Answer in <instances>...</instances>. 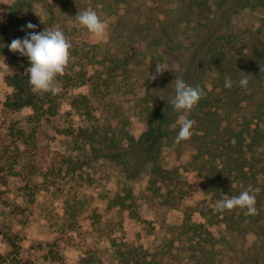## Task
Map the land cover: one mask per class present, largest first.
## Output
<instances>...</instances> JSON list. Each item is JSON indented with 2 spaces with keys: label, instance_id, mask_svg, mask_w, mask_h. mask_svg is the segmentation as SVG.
<instances>
[{
  "label": "rangeland",
  "instance_id": "1",
  "mask_svg": "<svg viewBox=\"0 0 264 264\" xmlns=\"http://www.w3.org/2000/svg\"><path fill=\"white\" fill-rule=\"evenodd\" d=\"M16 1L0 0V256L10 254L12 247L6 236H12L21 247L17 255L21 264H216L220 259L224 264H255L263 257L258 252L256 231H250L243 244H233L224 223L211 226L201 214L202 210H212L208 216L214 223L222 218L212 207L218 199L204 173L197 170L199 141L208 140L202 132L195 131L202 139L192 136L182 145L162 138L157 161L144 165L134 176L128 173V169L135 170L132 160L123 157L122 149L148 131L150 104L163 92L164 82L173 77L171 67L177 63V56L170 51L155 56L151 50L150 71L136 73L135 42L140 38L134 34V41H129L126 30L122 36H118L120 32L111 36L117 21L113 13L109 14L113 2L110 8L103 4L87 6L108 24L104 41H97L77 25L78 12L74 13L73 5L62 13L64 18L72 11L67 23L49 26L45 0H30L16 24L4 29ZM159 1L175 14L182 9L181 0ZM209 1L215 15L210 31L220 32L223 22L216 13L219 0ZM132 2L134 6L141 4L144 13L157 5L152 0ZM126 7L121 4L120 11ZM144 20L143 16L140 21ZM28 23L36 25L37 33L46 28L71 32V50L77 52L76 58L71 54L64 75L57 77L59 91L48 92L54 98L56 114L47 113L40 122L31 109L6 107L14 90L6 78L27 73L30 67L29 59L13 53L8 45L33 31L26 28ZM195 28L181 22L175 37V43H181L179 51L195 38ZM235 28L238 40L233 55L239 62L254 46L264 44V7L241 14ZM158 64L163 72L152 80ZM230 76L216 69L209 82L216 83L218 91L225 90V77ZM232 81L234 85L236 80ZM84 98L91 107L89 112L73 106ZM160 135L157 125L146 135V145L158 148ZM157 165L164 172V180L154 172ZM226 175L220 165L214 170L216 180L220 177L225 181ZM153 176L158 182L151 188ZM235 176H228L234 181L228 196L251 191L253 179L234 180ZM167 197H174L175 208L165 204ZM232 211L240 215L246 210ZM216 214L219 218L212 217ZM187 221L204 223L205 227L193 234L192 228L184 227ZM208 230L213 235L207 234ZM18 260L12 259V263L20 264Z\"/></svg>",
  "mask_w": 264,
  "mask_h": 264
},
{
  "label": "trees",
  "instance_id": "2",
  "mask_svg": "<svg viewBox=\"0 0 264 264\" xmlns=\"http://www.w3.org/2000/svg\"><path fill=\"white\" fill-rule=\"evenodd\" d=\"M87 1L90 2L87 4ZM132 1L53 0L50 2L45 0L47 6L45 9L49 13V26L53 27L56 26V23L68 22L69 14L72 11L69 10L68 15L66 14L62 18V13L64 11L67 13V6L73 5L74 13L77 14L80 10H86L88 5L97 8L98 5L103 4L106 8H110L111 2H113L109 14L113 13L117 17V21L116 26L111 30V36L117 32H120L118 36H122L126 30L124 34L128 36L129 41H134V34L140 38L135 42L137 48L135 49L136 55H134L136 59L135 71L138 74L143 75L150 71L148 54L151 50L155 56L156 54L165 55V51H170V54L177 56V63L170 65V67L174 65L173 68L171 67L173 77L164 82L163 92L158 95L153 105L150 104L152 107L147 118L148 131L137 141L122 149L123 157L126 156L132 160L131 166L133 165L135 170V172H130L128 169V173L134 176L140 172L144 165L151 161H157L156 155L159 153L162 138L174 140L179 132V125L173 126L177 124L176 121L181 113L175 112L170 104L175 95L173 81L176 78H181L193 87L203 88L205 95L198 105L186 114L189 119L196 121L192 136L196 139L203 138V136H197L196 131L202 132L208 138L205 142L199 141L195 155L197 170L204 173V177L207 178L217 199H220L222 194L229 195L234 182L229 179L232 174H236L234 180L253 179L255 183L251 184V192L256 195L257 214L248 216L242 212L240 215H236L233 211H226L220 213L222 218L218 219L216 223L210 221L211 216H208L212 210L201 209V214L211 226L224 223L228 234L231 235L230 238L233 237V244L238 242L243 244L248 233L252 230L256 231L260 238L258 252L263 257H260L255 264H264V179L261 181L262 175H264V126L261 125L264 123V71H262L264 70V44L254 46L249 53L244 55L246 58L243 61L237 62L233 55V52H237L234 44L238 40L235 34L238 18L247 11L264 7V0H219L218 7L220 9L216 13L219 15V21L223 22L221 29L223 31L220 30V32L210 31L211 27L213 28L215 15H212L213 9L209 0H181L182 9L177 14L166 9L165 4L160 3L159 0H152L157 5L149 7L147 13L140 9L141 4L134 6ZM142 1L145 3L146 0ZM29 2L30 0H17L13 3L4 29L16 24L22 9ZM121 4L127 5L126 8H123V12L120 11ZM143 16L145 20L142 22L140 20ZM184 21L195 25V30L198 33L194 39L186 41L182 51H179L181 43H175V37H177L181 22ZM65 34L66 37H71V32H65ZM171 43L176 45H171ZM170 46L174 47L170 48ZM172 51L177 53H171ZM74 53L77 52L71 50V54L76 58ZM151 60L154 61L152 58ZM145 66L148 67L146 70ZM216 69L222 74L229 72L230 77L236 80L234 87H223L225 90L218 91V85L209 82V76H212ZM243 73L249 75L247 89L240 87L238 83L241 76L245 75ZM28 75V73L20 72L6 78L7 83L14 89L13 94L6 102V107L14 111L31 109L34 118L40 122L45 114H56L55 101L51 93L33 91ZM152 75L158 76L157 73ZM66 78L70 80L69 77ZM209 84L212 89L209 88ZM73 106L87 112L91 108L85 98L75 101ZM157 125L161 134L158 138V148H150L146 145V135L152 134ZM184 143L182 141L179 145ZM219 165L221 170L228 174L225 176V181H222L220 177L217 180L214 178V170ZM257 166H259L258 169ZM154 170L155 173L163 177V180L166 178L163 176L164 172L160 166L157 165ZM157 182V176L151 177V188L156 186ZM257 188L260 190L256 191ZM174 201V197L169 199L167 197L165 204L169 206V209H173L176 206L175 203H172ZM220 215L216 214L212 217L219 218ZM188 226L192 228L193 234H197L199 232L197 229L204 228L205 224L187 221L184 227ZM0 234H3L1 229ZM207 234L213 235L209 230ZM200 236L203 237L202 234ZM6 237L12 250L6 258L0 256V264H13L12 259L18 260L17 255L20 253L21 247L12 236ZM203 240L207 243L205 238ZM237 259L240 260L239 257ZM18 261L21 264V260ZM236 262L230 263L236 264ZM127 263L129 264V262ZM216 264L224 263L220 259Z\"/></svg>",
  "mask_w": 264,
  "mask_h": 264
},
{
  "label": "clouds",
  "instance_id": "3",
  "mask_svg": "<svg viewBox=\"0 0 264 264\" xmlns=\"http://www.w3.org/2000/svg\"><path fill=\"white\" fill-rule=\"evenodd\" d=\"M75 21L78 26L86 28L97 41L107 39L108 24L96 10L91 8L80 10ZM26 28L33 31L27 33L23 39H13L8 47L13 53L18 52L29 59L30 67L27 69V73L33 91L56 94L59 91L57 77L64 75L71 61L72 43L58 28H46L42 33L35 32L36 25L32 23H28ZM162 72L161 66L158 64L156 73ZM248 76L247 74L241 76L238 81L240 87L248 88ZM155 78L156 76L151 74V79L154 80ZM172 84L175 85V95L170 104L175 112L181 113L176 121L179 125V132L174 139L175 144L179 145L182 141H187L192 137L193 128L196 124L195 120L189 119L183 113L191 112L198 105L205 92L200 86L193 87L181 78H176ZM224 86L226 88L233 86L230 77H225ZM256 203V195L249 190H243L236 196L222 194L212 207L217 213L230 212L239 208L246 210L245 215L254 216L257 214Z\"/></svg>",
  "mask_w": 264,
  "mask_h": 264
}]
</instances>
